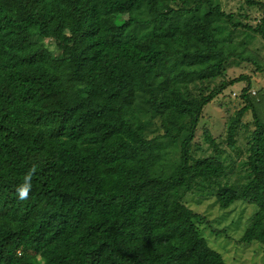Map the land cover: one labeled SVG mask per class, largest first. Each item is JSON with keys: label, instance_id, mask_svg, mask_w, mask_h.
<instances>
[{"label": "trees", "instance_id": "1", "mask_svg": "<svg viewBox=\"0 0 264 264\" xmlns=\"http://www.w3.org/2000/svg\"><path fill=\"white\" fill-rule=\"evenodd\" d=\"M243 1L262 10L254 27L218 0H0V264H226L198 228L232 237L212 206L253 205L235 240L264 245V102L248 76L224 78L232 59L264 72L247 51L264 40V3ZM240 80L224 138L236 157L247 113L253 129L234 181L207 130L212 154L191 143L203 107ZM138 95L159 134H145Z\"/></svg>", "mask_w": 264, "mask_h": 264}, {"label": "rangeland", "instance_id": "2", "mask_svg": "<svg viewBox=\"0 0 264 264\" xmlns=\"http://www.w3.org/2000/svg\"><path fill=\"white\" fill-rule=\"evenodd\" d=\"M218 1L224 11L232 13L235 18H239V20L248 23L252 27L259 23L260 18L263 16L261 9L256 6H246L243 0ZM260 1L264 3V0ZM238 14L241 16L238 17ZM243 14H245L247 18L244 19ZM245 30L247 29H238L232 35V38L238 40L242 35V31ZM45 44L52 54L55 55L59 52L52 41L46 40ZM247 51L255 55L259 64L264 66V40L258 34H254L252 39L248 42ZM240 74H244L250 78L249 98L253 99L255 96H260L259 98L264 102V72L257 71L251 62L240 61L238 59L236 61L233 59L230 60L227 64L224 78H234ZM218 80L209 84L215 85ZM159 84V81L155 82V87H153L154 90L152 92H147L145 94L146 97L152 95V93L156 94L158 91H161L162 86H159ZM245 85L246 82L240 80L226 86L222 93L217 95L203 107L191 143V153L195 157L212 154V148L203 137L204 131L207 130L210 135L216 139L220 149H222L221 158H223L228 165L233 164V172L230 179L234 181H242L244 179V167L241 166V160L245 157V142L248 134L253 129V123L250 118V113L245 114L241 119L242 124L245 126L239 127L234 141V149H241V156L238 158L234 150L227 147L224 139L226 136V119L228 116L233 115L235 111L244 104L243 99L239 96V92ZM139 95L137 97H139ZM138 102L141 104L138 106L140 108V110L138 108V113L144 122L145 134L148 137L159 134L161 132L159 118L153 114L152 111H147L145 109V105L140 97L138 98ZM262 107H264V103H262ZM258 113L261 116L264 115V111L261 109H258ZM195 199L196 197H194V195L188 197L190 202H193ZM208 202L211 203V200ZM237 203L239 204V202ZM201 206L198 208L199 212L202 211ZM254 208L253 205L242 204L233 206L231 209L227 208L226 212H223L218 211L212 206V227H226L228 229L227 233L232 235L230 238H226L223 234L214 235L209 231L210 227L202 224L198 225L199 231L205 238L207 244L222 255L226 264H264V245L257 241H252L249 244H240L235 240L240 235ZM194 209L197 210L196 208Z\"/></svg>", "mask_w": 264, "mask_h": 264}, {"label": "clouds", "instance_id": "3", "mask_svg": "<svg viewBox=\"0 0 264 264\" xmlns=\"http://www.w3.org/2000/svg\"><path fill=\"white\" fill-rule=\"evenodd\" d=\"M35 174V168L29 169L24 173L23 180L16 185L15 191L19 200L23 201L29 197L32 189V178Z\"/></svg>", "mask_w": 264, "mask_h": 264}]
</instances>
